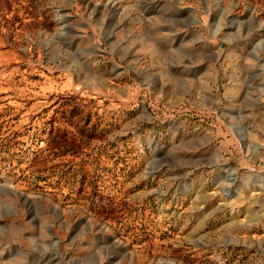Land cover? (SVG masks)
I'll use <instances>...</instances> for the list:
<instances>
[{
    "label": "rangeland",
    "instance_id": "1",
    "mask_svg": "<svg viewBox=\"0 0 264 264\" xmlns=\"http://www.w3.org/2000/svg\"><path fill=\"white\" fill-rule=\"evenodd\" d=\"M53 257L264 264V0H0V264Z\"/></svg>",
    "mask_w": 264,
    "mask_h": 264
},
{
    "label": "bare ground",
    "instance_id": "2",
    "mask_svg": "<svg viewBox=\"0 0 264 264\" xmlns=\"http://www.w3.org/2000/svg\"><path fill=\"white\" fill-rule=\"evenodd\" d=\"M63 35V34H62ZM230 181H236V176L235 174H230L229 177H228ZM234 184V183H233ZM51 259V258H50ZM54 260H56V257H53L51 260H49L48 264H50L51 262H53Z\"/></svg>",
    "mask_w": 264,
    "mask_h": 264
},
{
    "label": "crops",
    "instance_id": "3",
    "mask_svg": "<svg viewBox=\"0 0 264 264\" xmlns=\"http://www.w3.org/2000/svg\"><path fill=\"white\" fill-rule=\"evenodd\" d=\"M226 180H227V178H226ZM228 181V180H227ZM219 187H221L222 188V184H219Z\"/></svg>",
    "mask_w": 264,
    "mask_h": 264
}]
</instances>
